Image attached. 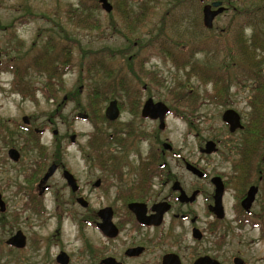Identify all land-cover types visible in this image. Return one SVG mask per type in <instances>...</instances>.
<instances>
[{
  "label": "rangeland",
  "instance_id": "obj_1",
  "mask_svg": "<svg viewBox=\"0 0 264 264\" xmlns=\"http://www.w3.org/2000/svg\"><path fill=\"white\" fill-rule=\"evenodd\" d=\"M79 1L0 0V52H2L0 56L2 62L0 67V192L6 204V210L0 212V264H15V255L8 256L9 249L5 240L16 230H21L27 237L26 248L19 250L21 255L19 264H56L54 257L59 251H64L71 257L69 264H87L88 258L85 251L87 249L98 250L94 246L99 238L98 233L83 224L85 210L75 207L64 212V209L53 210L49 206L47 208L38 206L32 208L28 205L30 197L28 193L31 186L24 181L27 174L23 167L14 165L5 156L8 142L11 144L12 141L15 143L18 141L16 137L14 140L12 139L11 127L13 128L12 125H25L23 118L28 121V125L48 129L49 132L41 136L43 139L53 137L52 129H57V137L62 140L65 139L66 143L68 136L76 133L78 141L75 145H70L67 152L74 155L82 153L86 136L93 129L91 125L95 124L94 122H101L99 113L92 109L90 112L86 106L90 76L89 71L86 70L88 62L86 63L85 59L95 55L99 49L111 48L113 50L128 49L123 58L125 64L122 65V68L129 67L127 59L131 60V65L137 61L133 62L130 59L136 49L129 48V43L123 36L126 34L125 25L120 24V26L118 24L122 17L119 10L123 6H129V4L122 2V0H108L113 4L112 11L108 14L101 8L95 10L93 16L97 17L100 26L96 29L94 27L86 29L76 24V21H80V19L88 22L87 19H83L86 13L80 10ZM97 1L86 0V5L95 6ZM191 1L195 2V0ZM233 2L238 5L236 10L243 7L242 0H234ZM185 4L182 3L178 9L188 8L189 2ZM168 5L164 0H159V5H155L154 18L157 19L164 14L169 9ZM245 5L247 6V2ZM231 11L228 9L215 20L217 32L213 30L211 33L208 30V34L213 39H215V33H219L222 39L229 40L238 31L236 30L237 26L242 25L240 15H234ZM231 22H234L232 31L231 29L226 30ZM152 27L151 24H144L137 28L135 36L131 38L134 39L138 35L142 36V34L147 35L146 31ZM220 28L225 29V31L220 33L217 30ZM194 29L199 30V28ZM207 32L205 34L211 38ZM244 32L245 36L251 35L250 28ZM190 33H194V30L189 31ZM189 34H186L185 42H189L187 39L191 40L192 35ZM204 35L202 34V36ZM66 36H68L67 40L73 39L75 44L71 47L70 44L65 46L71 49V52L67 51L66 53L72 58V61L68 70L61 72L62 80L61 83H58V66L60 70L62 68L59 63V50L61 49L59 46L65 44L66 40L63 38L66 39ZM142 37L145 38L146 36ZM196 38L198 44L191 40L193 43L191 49L185 48L184 51H181V57L177 56L176 50L167 48L175 53L173 55L175 60L164 57L161 53L148 54L150 48L141 51L139 59L142 63L145 62L144 70L141 72L137 86L135 82L129 81L136 91L138 90L141 99L152 97L154 101L164 102L170 108L171 112L165 118L163 130L158 129V121H143L139 117V112L136 113L132 109L133 95L115 97L123 102L121 103L122 112L118 121L136 122L139 123L140 128L153 130V138L136 142L139 154H145L149 150L157 157L162 150L161 143L166 141L173 146L174 151L195 159L197 146L204 139L209 138V136L221 138L227 133L224 127L225 123L221 119V115L227 107H232L237 111L245 125L255 124L251 117L252 107L251 105L248 106L246 98L249 92L245 91V88L238 91V81L241 79V74L235 72L230 77L229 73L234 68H226L225 71L219 65L218 60L222 61L223 55L220 54L215 57L214 46L211 47V45L208 51H200L201 42L199 39L201 37L196 36ZM226 44L228 42H225L224 45L227 46ZM210 49H212L211 54H209ZM186 53L196 54L193 59L188 60L191 61L188 65L194 64L196 69L189 66L180 67L181 58H185L183 60L187 62ZM43 54L47 57L44 58L50 65L49 70L43 69L41 65L36 66L34 63L29 66V61H32L34 56L40 57ZM208 54L212 56L211 60L213 61L201 66L203 59ZM258 54L263 60L261 65L264 72V51H260ZM123 59L120 57L110 61L103 59V63L117 68L124 63ZM14 65L15 67L21 65L17 68V72L21 77L19 81L22 84L18 81L17 83L25 87L30 95H25L24 92L15 88V80L18 75L14 73ZM22 65L24 66L22 67ZM83 65L85 66L83 67ZM245 68L244 72H252L249 65H246ZM199 69L206 70L210 74L227 75L228 81L224 86V98L214 99L211 97L209 93L215 92V85L211 80L203 81L199 76L195 77V72ZM143 84L146 85L145 89L142 88ZM248 84V82L245 83V85ZM80 89L82 92L78 91ZM108 100L105 101V106L108 104ZM77 112L88 113L92 124L88 119L86 121L79 120L76 117ZM231 146L232 151L225 152L227 154H223L224 159L222 158L224 147H221L222 153L207 157V159L216 162L218 170H224L229 177L235 178L238 174L234 167L236 164L239 165L240 158H238L239 155L234 149L232 141ZM169 155L171 152L166 150L164 159L168 160L170 169L178 171L179 168L172 161L173 158H169ZM25 158L34 159L33 156H26ZM249 162L252 166V168H248L251 177H246V185L250 182H258L261 189L253 209L257 216L250 220L249 225L230 224L227 231L223 233V238H221V231L218 233L217 231L214 232V229L213 231L212 229L206 230V236L201 241L202 252L219 256L222 264H232V256L236 254H240L241 259L246 264H264V191L262 184L258 181V169L264 170V166H262L259 157L252 158ZM230 182L228 214L231 217L229 207L234 201L230 198L233 190H236L237 184L232 179ZM99 194L96 192L94 198L98 197ZM48 204L50 203L48 202ZM97 204L96 201L93 202L94 206ZM203 217L206 221V216ZM203 225L206 227V222ZM217 242L221 245H215Z\"/></svg>",
  "mask_w": 264,
  "mask_h": 264
},
{
  "label": "flooded vegetation",
  "instance_id": "obj_2",
  "mask_svg": "<svg viewBox=\"0 0 264 264\" xmlns=\"http://www.w3.org/2000/svg\"><path fill=\"white\" fill-rule=\"evenodd\" d=\"M181 1L183 4L189 2L188 8H184L181 14H178L180 10H174L171 13L174 14L171 15L169 24L171 22L176 23L177 19L181 20L182 15L180 23L183 26L180 31L186 34L195 30L194 28H201L200 25L206 30L216 31L215 20L228 9L232 10L234 15L243 16L247 21L250 14L247 11L250 9L249 0H242L244 3L243 7L237 10L236 7L238 5L234 4V0ZM216 1H219L220 4L216 7L212 6V9L224 7V10L214 17L212 27L206 28L203 26V7L212 5ZM245 2H247V6ZM98 4L103 9L101 3L98 2ZM103 11L109 14L112 10L106 12L103 9ZM154 11L150 12V19L144 22V24H151L153 27L146 31L147 35L142 34V36H146L145 38L138 35L133 42V48L136 49V52L133 53L134 59H131H133V62L137 61L135 64L133 63L135 73L128 75V79L135 82L136 86L145 64L139 59L141 51L150 48L148 54H152L153 50L151 49L166 48L177 44L171 41L173 39L171 38V28L168 23L164 24L163 33L169 38L165 41L158 40L150 43L152 37L160 38L158 36L161 32L160 30H162L160 23L166 14H170L169 10H166L164 14L156 19L153 14ZM247 21L246 23L244 22V25L240 24L236 28L239 31L238 41H229L226 44L230 49L229 52L226 53L221 50L217 42L213 44L214 56L223 55L222 61L218 60L219 65L224 70L226 68H234L230 71L229 76L232 77L235 72L241 74V79L238 81V91L243 90L246 86L245 83H249L251 79V75L243 71L246 69V59L241 57L242 54L240 52V49H248V42H245L247 37L244 32L247 29ZM124 22L123 17H121L118 24L123 25ZM233 25L234 22L229 23L226 30L231 29L232 31ZM142 26L140 25L137 28ZM217 30L220 33L225 31L223 28ZM219 36H221L219 33H215L214 38L218 39ZM231 38L233 37L231 36ZM196 43L198 44V42ZM191 47V45L188 46V49L190 50ZM180 48L184 51L187 46L181 45ZM180 54L182 56V52ZM186 54L188 57L187 61L193 59L196 55L195 53ZM1 55L2 52H0ZM214 56L213 58L216 59ZM85 60L87 63L89 59L86 58ZM171 60L173 59L171 58ZM1 63L0 60V67ZM142 64L143 67L140 68L139 66ZM86 70L88 71L87 66ZM220 78L216 81L218 84L211 80L215 85V92L209 94L214 99L224 98L225 95L224 86L228 81V77L221 74ZM205 81L209 80L206 79ZM204 84L207 85V83ZM248 85L245 88L247 92H249ZM142 88L145 89L146 85L143 84ZM190 90L192 91V89ZM78 91L82 92L81 89ZM101 93L106 94L108 97L113 96L116 98L133 95L132 109L136 113L139 112V117L143 121H158L157 127L159 130L165 128V125L160 128L158 119L142 116L141 113L145 102L152 99V97L141 99L140 93L131 84L130 90H123L118 87L114 92L101 91ZM89 94L90 91L88 96ZM116 98L108 100V104L112 100L116 101L119 115L115 120H109L105 116V110L108 106V104L105 106V101L99 106L102 112L99 114L101 121L99 123L94 122L95 124H92L88 113H76V117L79 120L86 121L88 119L93 128L87 134L83 152L80 154L74 155L67 152L68 147L75 145L78 141L76 133L70 134L67 138L69 143H66L65 139L62 140L57 137V129L51 130L53 137L43 139L41 136L49 132L47 128L28 125V121L24 119L25 125H12V139L14 140V137H16L18 141L17 143L12 141L11 144L8 142L5 156L14 165L23 167L24 172L27 174L24 181L31 186V190L28 193L30 195L28 205L32 208L35 206L47 208L49 206L53 210L64 209V212L70 211L75 207L85 210L83 224L87 228L96 231L99 235L97 244L94 245L98 250L87 249L85 251L88 258L86 260L87 264H167V261L164 262V260L167 255L171 254L177 256L176 262L179 264H194L195 260L205 255L218 260L222 264L219 256H212L202 252L201 241L206 236V230L212 229L213 231L214 229V232L217 231L218 233L221 231V238H223V233L227 231V227L229 228L230 224L235 223L238 226L249 225L250 220L257 216L253 209L261 189L258 182H250L246 185V177H251L250 171L247 170V167L252 168L249 161L258 156L249 153L242 156L240 145L244 143L247 149L251 138L259 142L258 135L252 132V129L261 128L262 125H250V123L245 125L241 121V127L231 130L230 125L222 120L225 123L224 127L227 133L221 138L209 136V138L204 139L197 146V157L195 159L174 151L173 146L166 141L161 143V153L155 157L149 150L145 154H139L136 144L138 140L143 142L151 137L153 138V130L140 128L139 123L136 122L118 121L122 112L120 109L121 103L123 102L119 101L121 99L117 100ZM152 101L157 102L153 99ZM86 106H88V102ZM248 106H250L249 103ZM229 108L227 107L226 109ZM88 110L90 111V108ZM169 112H171L170 108L167 115ZM79 114H83L86 117L80 118ZM6 140L8 141V138ZM231 141L239 155L238 158H240L238 161L239 165L236 164V167H234L238 174L235 178L229 177L224 170H218V164L207 159V157L222 153L221 147H224L223 158V154L232 151ZM208 142H212V147L209 151L206 148ZM165 144L170 145V148H166ZM10 150H14V153L17 154L16 160L9 156ZM166 150L171 152L169 158H173L172 161L179 168L178 171L170 169L168 160L164 159ZM262 155L263 150L259 159L262 166H264ZM26 156H33L34 159H26ZM24 158L25 161L23 160ZM245 163H247V167H244ZM51 168L52 170L50 171ZM247 171L248 175L246 176ZM262 172L263 169H258V181L262 184V190L264 191ZM46 175L48 176L44 179ZM230 179L237 184L236 190H233L230 198L234 201L229 207L231 217L228 214V196H230L229 192L231 191L229 187ZM251 186L256 187L257 190L253 201L246 209L243 207L242 202ZM96 192L100 194L94 198ZM94 201L98 203L97 206L93 205ZM132 207L137 212L132 210ZM215 207L218 208V212L214 210ZM136 213L141 215V220L138 219ZM218 215H221V217ZM203 216H206V221H204ZM108 222L111 223L112 227L108 225ZM205 222L206 227L203 225ZM216 244L221 245L219 242ZM26 245L24 248H26ZM62 253L67 255V264H69L71 257L64 251H59L56 254L54 257L55 263L60 264L56 259ZM235 257L241 258L240 254L232 256V264H234L233 260ZM244 264L246 263L244 262Z\"/></svg>",
  "mask_w": 264,
  "mask_h": 264
},
{
  "label": "trees",
  "instance_id": "obj_3",
  "mask_svg": "<svg viewBox=\"0 0 264 264\" xmlns=\"http://www.w3.org/2000/svg\"><path fill=\"white\" fill-rule=\"evenodd\" d=\"M164 1L169 4L168 6L169 9L167 10H169L170 14H166L160 23V26L162 28V30H160L161 31L160 34H158L160 38L152 37L150 39L151 42L149 41L150 43L157 42L158 40L165 41L169 38V37H166V35L163 33L164 24L165 23L169 24L170 17L171 15L174 14V13L173 14L171 13L174 10H180L178 9V7L181 6L183 3L181 0H164ZM122 2L129 4V6L121 7V10L119 11L122 14V17L125 21L124 25L126 27V34L123 36L129 43L128 45L129 48H131L133 47V42L137 39V38L132 39L131 37L135 36L137 27H139L140 25H144V22L148 20L149 14H151L150 12L155 10V5L156 6L159 5V0H135V1L134 0H122ZM249 2H250V9H248L247 11H249L250 14L248 15V21L243 16L240 17V20H242L243 25H244V22L246 23L247 21V25L246 24L245 25L247 29L249 28L251 29V35H247L246 36L247 39L245 40V42H248V45H247L248 49L246 48L240 49V52L242 54L241 57L246 59V65H249L250 69H252V72H248L251 75V79L248 85L249 95L246 97L248 103L251 105L252 110H253L251 114L252 121L253 123H255L254 125H262V127L261 128L257 127L255 129H252V132L258 135L259 142L251 138L248 142L247 149L244 143L240 145V149H241L242 156H245L249 153V154H252V155L254 154L255 156L259 157L262 154L263 145H264V136H263V132H264L263 130V125H264V72L262 71V65H261L263 64V60L259 57V54H258V52L264 51V0H249ZM78 4L80 5V10L86 13L83 16V19L84 20L87 19L88 22L80 19V21H76V24L86 29L88 27L89 28L94 27L95 29L99 28L100 26L99 20L97 19V17L93 16V12L97 10L98 8H100L98 1L95 4V6L86 5V0H80ZM178 12H179L178 14H181L183 12V9ZM181 20H182V15H181ZM181 20L177 19L176 23L171 22L169 24L171 28V31H170L171 38L173 39L171 41H174L175 43H177L176 46H170V48L174 49V51L176 50V53H178L177 54L178 57H181V54L179 55V53L182 51L180 46L186 45L187 48L190 45L192 46V44L190 43H192L193 40L197 42L196 36L201 37V39H199V41L201 42V46L199 49L200 51H203V52L208 51L209 46L211 45L212 47L214 42H217L218 47L227 53L230 51V49L224 46L225 42L238 41L237 38L239 36V31L233 34L232 35L233 38H229V40L225 38L222 39L221 36H219L218 39H213V37L208 34L209 31L213 33V30L208 31L200 25L201 28H199V30L195 29L194 33H190V34L188 33L189 35H192V38H191L192 41L190 39H187V41L189 42H185L186 33L180 31V28L183 26V24L180 23ZM60 31H62V29H60ZM206 32L209 36H211V38H208V36L205 34ZM202 34L203 35L205 34V35L202 36ZM63 39L66 40V42H64L65 43L64 45L59 46V49L61 48L59 50V59H60L59 63L62 66V68L60 70V67L58 66V71H59L58 73L59 82L58 83H61V80H62L60 76L61 72L63 73L67 71L72 61V58L68 56L66 53L67 51L71 52V49L65 46L67 44H70V47H71V45L75 44L74 43L75 41L73 39L67 40L68 36H66V39L65 38ZM167 48L169 47L154 48L151 50H153L152 53H161L164 57L174 59L173 55L175 53L171 49L169 51ZM127 50L128 49H124V50L114 49L113 50L111 48H102V49H99L97 52H95V55H93L92 57L91 56L89 57L88 63L86 64L88 71H89V76H90L89 77L90 94L88 96V100H89L88 106L93 111L96 110L99 114L102 113L99 109V106H101V103H103L104 101H107L109 98H113V96L108 97L106 94L101 93V91L114 92L116 89H118V87L123 90H130V83H129L130 80L128 79V75L134 74L135 69L133 67V64L131 65V60L127 58L125 59H127L126 61L128 62L127 64L129 67L126 66V69L122 68V65L125 64L123 58L125 57V53ZM210 51L211 52L209 54L212 53V49H210ZM209 54L206 55V57L203 59L201 66L206 65L207 63L213 61L211 60L212 56ZM43 55H41L40 57L34 56V58L32 59L33 62L29 61V66L30 64L34 63V65L36 66L41 65L43 69L45 68L46 70H49L50 65L46 59L47 57ZM118 57L123 59L124 63L120 64V66L117 68L111 65H106V63H103V59L110 61L113 59H117ZM134 57H135L134 55L131 56V58L133 59ZM190 62L189 61L184 62L182 60L180 62L181 64L180 67L189 66L191 68L192 67L195 68L194 64L188 65L190 64ZM19 66L21 65H18L16 67L14 65V68H13L15 75H18L16 77V80H15L16 83L14 86L16 89L20 90L21 92H24L25 95H30V92L26 90L25 87L20 86V84H22L19 81L21 77H19V74L17 72V68ZM23 66L24 65H22V67ZM139 67L142 68L143 64L140 65ZM197 76H199L201 80L203 81H205L206 79L214 80L215 84H218L216 83L217 79H221L220 78L221 74H210L206 70L202 71L200 69L199 71L197 70L195 72V77ZM17 81L20 84H18ZM246 87L247 85L245 86V88ZM247 150H249V152H247ZM246 164L247 163H245L244 167H247ZM248 168L249 167H247V170ZM262 175H263L262 180L264 181V170L262 172ZM8 249H9L8 256L15 255V258H14L15 264H19V257H21L20 251L13 249L11 247H8Z\"/></svg>",
  "mask_w": 264,
  "mask_h": 264
},
{
  "label": "water",
  "instance_id": "obj_4",
  "mask_svg": "<svg viewBox=\"0 0 264 264\" xmlns=\"http://www.w3.org/2000/svg\"><path fill=\"white\" fill-rule=\"evenodd\" d=\"M101 3V7L106 11L110 12L112 10V5L108 0H98ZM220 3L219 1L214 2L212 5H205L202 10L203 14V26L206 28H211L213 25V19L214 17L222 12L224 10V7H218L217 9H212L213 7L218 6ZM169 108L161 101L153 102L152 99H149L145 102L144 107L142 109V116L143 117H149L153 119H158L159 120V125L160 128L165 125V115L168 113ZM119 115V110L116 105V101L112 100L106 110H105V116L109 120H115ZM80 118H85L86 116L83 114L78 115ZM25 120V118H23ZM222 120L230 125V129L234 130L238 127H241V120H240V115L233 109H226L223 114H222ZM26 121V120H25ZM166 148H170V145L165 144L164 145ZM212 147V142H208L206 144V148L209 151ZM9 156L13 159L16 160L17 154L14 153V150L9 151ZM262 159L264 162V149H263V155ZM52 168L50 169V171ZM48 175L44 177V179L47 178ZM257 188L254 186H251L247 192L246 198L243 200L242 205L244 208H248L251 202L254 199V195L256 193ZM6 210V204L2 198V194L0 192V212H4ZM132 210L137 212L133 207ZM214 210L218 212V208L215 207ZM138 219L141 220V215L139 213H136ZM221 217V215H218ZM108 225L112 227L111 223L108 222ZM5 244L8 246H11L16 249H22L26 245V235L21 231V230H16L14 234H12L10 237H8L5 240ZM67 255L62 253L57 257V262L60 264H67ZM177 256L176 255H167L164 262L167 261V264H169L170 261L172 263L170 264H179L176 262ZM110 260V259H109ZM234 264H244L243 260L239 257L234 258ZM194 264H220L218 260L209 257L208 255L201 256L197 260H195Z\"/></svg>",
  "mask_w": 264,
  "mask_h": 264
}]
</instances>
